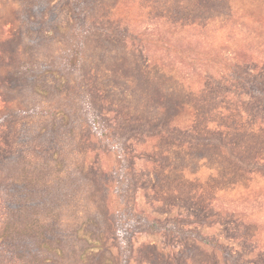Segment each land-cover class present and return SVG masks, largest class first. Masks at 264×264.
Here are the masks:
<instances>
[{
  "label": "rangeland",
  "instance_id": "374dc122",
  "mask_svg": "<svg viewBox=\"0 0 264 264\" xmlns=\"http://www.w3.org/2000/svg\"><path fill=\"white\" fill-rule=\"evenodd\" d=\"M0 264H264V0H0Z\"/></svg>",
  "mask_w": 264,
  "mask_h": 264
},
{
  "label": "trees",
  "instance_id": "16d2710c",
  "mask_svg": "<svg viewBox=\"0 0 264 264\" xmlns=\"http://www.w3.org/2000/svg\"><path fill=\"white\" fill-rule=\"evenodd\" d=\"M215 244V243H214Z\"/></svg>",
  "mask_w": 264,
  "mask_h": 264
}]
</instances>
